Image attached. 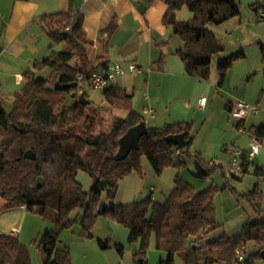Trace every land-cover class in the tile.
Returning <instances> with one entry per match:
<instances>
[{
	"label": "trees",
	"instance_id": "trees-1",
	"mask_svg": "<svg viewBox=\"0 0 264 264\" xmlns=\"http://www.w3.org/2000/svg\"><path fill=\"white\" fill-rule=\"evenodd\" d=\"M166 6L162 22L181 40L182 45L175 54L186 74L208 81L211 62L217 56V87H221L233 63L242 59L244 53L221 55L224 46L209 26L238 17L235 0H171L166 1ZM182 9L191 14L187 20L177 19ZM74 17L78 18V23L72 34H64ZM39 20L51 41L49 55L33 65L29 73L32 77L27 76L18 92L9 98L0 97V198L5 201L0 210L21 207L51 220L56 229L36 239L38 252L44 264H70L68 248L58 249L57 244L59 231L73 222L71 213L81 209L77 217L80 234L89 237L103 191L107 199L112 200L124 176L133 169L141 172L143 158L157 175L163 166L172 163L175 147L167 143L165 137L183 133L188 141L184 156L199 164L202 162L199 154L188 151L192 139L189 125L184 122L147 127L139 149L131 151L123 161H115L121 136L129 128L145 122L144 117L132 109V93L115 85L102 91L106 105L103 112H107L111 124L108 128L100 127L99 112L94 110L86 94L82 92L86 101L82 105L80 87L70 86L77 83L85 87L91 73L98 72L97 69L106 73L108 69L106 63L91 68L85 59L84 47L89 40L82 29L83 15L70 5L66 11L43 15ZM113 30L111 23L103 33L108 36ZM57 46L60 49L56 50ZM258 46L264 64V43L259 42ZM156 64L160 69L162 59ZM45 69L50 70L47 77L40 74ZM79 75H82L81 81L77 79ZM64 95H70L69 105L62 104ZM226 108L230 111L229 103ZM239 125L242 122L236 123L237 128ZM251 132L259 141L264 137V123ZM28 150L33 160L24 156ZM241 158L246 159V152H242ZM176 160L178 165L185 164L184 157ZM250 165L251 161L243 164L239 175L251 173L263 179V167L249 169ZM78 170L85 171L91 178L88 192L76 180ZM207 175L206 169L201 176ZM231 176L237 178V175ZM39 177L43 183L33 189ZM217 191V187L211 186L195 192L175 177L173 189L163 203L149 196L142 201L105 206L103 215H109L126 227L130 237L138 238V248L132 253L133 264H149L147 251L151 239L155 249L165 254L158 264H174L177 257L184 264H212L215 259L209 255L211 253L217 261L226 264H253L264 251V214L247 220L237 234L227 236L216 220L213 195ZM260 195L258 183L242 194L253 203H257ZM214 232L218 235L213 236ZM248 242L253 244L252 253L246 246ZM99 245L108 246L102 242ZM117 250L121 252V248ZM239 256L243 258L241 261ZM0 264H30L27 249L16 236L0 232Z\"/></svg>",
	"mask_w": 264,
	"mask_h": 264
},
{
	"label": "rangeland",
	"instance_id": "rangeland-1",
	"mask_svg": "<svg viewBox=\"0 0 264 264\" xmlns=\"http://www.w3.org/2000/svg\"><path fill=\"white\" fill-rule=\"evenodd\" d=\"M263 2L264 0H235L239 16L219 25L210 26V28H215V36L224 46L221 55L244 53L242 59L233 63L221 87L216 86L218 78L216 63L219 58L215 56L210 65V81H202L197 85L192 83H188V86L181 85L178 92L173 91L172 96L165 91L167 98H175L178 102L169 107L171 112L164 114L165 121H169L168 124L184 122L189 125V136L192 142L188 151L191 154L200 155L202 162L200 165L205 171L208 170V175L202 177L198 174L196 161L186 155L184 165H178L176 158L172 157V163L163 166L159 175L143 158L141 172L133 169L124 176L119 181L118 189L112 200L107 199L106 192L103 191L100 204L110 206L142 201L149 197L151 187L155 190L151 194L153 201L163 203L173 189L175 177H178L190 185L195 192L207 190L211 186L218 188L213 195V204L216 220L221 225V231L227 236L237 234L247 220L264 214V178H258L251 173L243 176L237 175V178H233L228 171V165L233 158L231 152H246L247 154L250 151V143L256 139L250 130L264 122V64L258 46L259 42L264 43V16H260L263 10L254 11L257 7L255 5H262ZM190 15L187 9H182L178 12L177 19H188ZM56 49L58 50L59 47ZM40 74L47 77L50 70L45 69ZM81 89L95 111L99 112L97 122L100 127L108 128L111 120L107 112H103L106 105L103 102L102 92L83 86ZM202 97L206 100V109L199 111L197 103ZM63 98L64 103L62 104L69 105L70 95H64ZM132 99L136 102L134 107L143 105L142 94L138 93ZM230 101L232 103L242 101L249 106H257L259 112L257 115H249L245 118L244 126L239 125L237 128V120L232 118L230 111L226 108ZM142 115L146 117V114ZM163 125V121L158 124L147 123V127ZM239 128L243 133L239 131ZM257 143L259 153L250 159V168L259 166L264 169V137ZM76 180L84 191L90 190L92 181L85 171L78 170ZM256 183H258L261 195L257 203H253L242 194ZM80 214L81 209L72 212L71 226L59 231L57 248H68L70 264H133L132 253L138 247L129 240V230L126 227L109 215L97 213L90 228V236L84 237L80 234V220L77 218ZM55 229L51 220L21 207L0 213V232L7 235L12 232L16 235L19 242L27 249L30 264H44L35 241L44 233ZM212 235L218 234L214 232ZM153 241V239L150 240L147 253L155 250ZM99 242L107 243V248H101ZM246 246L251 253L254 251L252 243L248 242ZM117 248H121V252ZM209 255L215 259L212 264H226L225 261H217L213 253ZM157 262L158 259L155 260V263ZM253 264H264V259L257 258Z\"/></svg>",
	"mask_w": 264,
	"mask_h": 264
},
{
	"label": "crops",
	"instance_id": "crops-1",
	"mask_svg": "<svg viewBox=\"0 0 264 264\" xmlns=\"http://www.w3.org/2000/svg\"><path fill=\"white\" fill-rule=\"evenodd\" d=\"M166 1L171 0H82L78 7L83 15L82 29L89 40L84 47L86 61L91 68L104 63L108 66L119 64L122 72L116 75L114 85L132 93L133 97L138 93L143 95V105L134 107L136 102L132 99V109L142 117L146 114V126L160 121L168 124L164 114L171 112L169 107L178 102L175 98H167L165 91L172 96L181 85L202 82L186 74L183 63L175 54L182 43L162 22ZM70 5L71 0H0V97L9 98L18 92L26 83L27 76L32 77L29 73L33 65L50 53L51 41L39 20L40 16L66 11ZM255 6V12L264 11V2ZM263 11L261 13L264 14ZM111 23L114 30L105 36L103 30ZM210 26L215 35V28ZM160 59L162 65L158 69L156 63ZM130 66L138 69L139 73L132 71ZM79 90L81 94V86ZM228 103L231 108L232 102ZM198 109L204 111L206 106L201 110L198 105ZM244 124L245 120L242 126ZM249 169L252 168L249 166ZM149 191L151 196L155 190L151 187ZM4 203L0 198V209ZM129 240L138 247V238L130 237ZM164 257V252L157 249L147 253L149 264H158ZM174 264L184 263L177 258Z\"/></svg>",
	"mask_w": 264,
	"mask_h": 264
},
{
	"label": "built area",
	"instance_id": "built-area-1",
	"mask_svg": "<svg viewBox=\"0 0 264 264\" xmlns=\"http://www.w3.org/2000/svg\"><path fill=\"white\" fill-rule=\"evenodd\" d=\"M261 16H264L263 13H261ZM132 71L135 73H139V70L136 69L133 66L129 67ZM122 72L121 67L119 66L118 63H114L108 66L107 72L106 73H101V72H93L91 73L88 82H87V87L92 90H98V91H104L106 88H108L111 85H114L116 82V75L120 74ZM78 81L82 80V75L78 76ZM19 80V78H17ZM77 86L80 87L78 84ZM80 93V90L78 91ZM198 105L201 110H203L206 106V100L205 98H201L198 102ZM259 109L257 106H249L245 104L242 101H237L235 103H232L231 108H230V113L232 118L237 120L238 122H243L245 118H247L249 115H256L258 114ZM239 131L243 133L241 128H239ZM259 151V144L257 143V140L254 139L250 143V151L247 152L246 154V159H242V152H231L232 153V160L230 164L228 165V171L230 172L231 175H239L241 172V166L245 164L247 161H250L252 157H254ZM174 156L176 159L181 160L184 157V152L183 149H179L175 147V152ZM13 235H15L13 233ZM243 258L242 256H239L238 260L241 261Z\"/></svg>",
	"mask_w": 264,
	"mask_h": 264
},
{
	"label": "water",
	"instance_id": "water-1",
	"mask_svg": "<svg viewBox=\"0 0 264 264\" xmlns=\"http://www.w3.org/2000/svg\"><path fill=\"white\" fill-rule=\"evenodd\" d=\"M71 2L73 5V8L77 9L82 3V0H71ZM77 23H78V18L74 17L72 20L71 26L65 30L64 34L71 35ZM70 86H72L73 88H76L77 83H73ZM80 101L82 105L86 104V101H84V97L82 93L80 95ZM146 134H147V126L144 121L140 122L136 126L129 128L123 134V136H121V138L118 140V149L114 155V160L117 162L123 161L129 155L131 151L138 150L140 139ZM164 140L167 143L179 149H185L188 145V141L185 139V135L183 133L176 134V135H169L165 137ZM24 156L30 160L34 159L33 154L30 150L26 151L24 153ZM196 171L200 175H203L206 172L205 169L198 162H196ZM42 183H43V179L39 177L36 179L32 188L38 189L39 187H41ZM102 185L106 187L105 182H102ZM104 209H105V205L100 204L98 207L97 213L103 214ZM261 258L264 259V251L261 253Z\"/></svg>",
	"mask_w": 264,
	"mask_h": 264
}]
</instances>
